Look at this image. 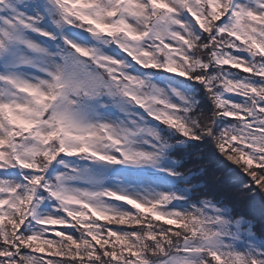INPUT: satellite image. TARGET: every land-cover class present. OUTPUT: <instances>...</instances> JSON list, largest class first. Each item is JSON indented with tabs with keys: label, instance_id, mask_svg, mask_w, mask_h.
<instances>
[{
	"label": "snow or ice",
	"instance_id": "1",
	"mask_svg": "<svg viewBox=\"0 0 264 264\" xmlns=\"http://www.w3.org/2000/svg\"><path fill=\"white\" fill-rule=\"evenodd\" d=\"M257 198L264 0H0V264H264Z\"/></svg>",
	"mask_w": 264,
	"mask_h": 264
},
{
	"label": "trees",
	"instance_id": "2",
	"mask_svg": "<svg viewBox=\"0 0 264 264\" xmlns=\"http://www.w3.org/2000/svg\"><path fill=\"white\" fill-rule=\"evenodd\" d=\"M204 155L207 157L205 165L209 168L210 172L205 179L209 182V188L214 187V180H222L224 183L236 186L239 183V173L227 174L223 167H217L216 161L210 155V150L205 149ZM236 211L250 219H255L257 223H264V201L259 198L255 200L241 199L237 203ZM46 255V254H43Z\"/></svg>",
	"mask_w": 264,
	"mask_h": 264
}]
</instances>
